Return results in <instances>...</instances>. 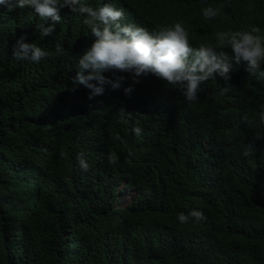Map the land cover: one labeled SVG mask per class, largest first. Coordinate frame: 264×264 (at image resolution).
<instances>
[{"label":"trees","instance_id":"16d2710c","mask_svg":"<svg viewBox=\"0 0 264 264\" xmlns=\"http://www.w3.org/2000/svg\"><path fill=\"white\" fill-rule=\"evenodd\" d=\"M85 2L112 3L124 23L149 31L182 23L193 47L215 44L221 31H264V0ZM209 5L220 16L206 20ZM60 15L42 37L36 26L51 21L0 5V264H264V64L250 75L230 48L218 49L233 65L230 79L201 84L195 102L151 74L133 85L128 73H117L127 77L121 89L105 85L90 100L71 78L95 38L84 15L67 7ZM21 36L49 55L16 60ZM128 192L135 197L121 206ZM192 210L207 220L181 224L178 213Z\"/></svg>","mask_w":264,"mask_h":264},{"label":"clouds","instance_id":"9594fccd","mask_svg":"<svg viewBox=\"0 0 264 264\" xmlns=\"http://www.w3.org/2000/svg\"><path fill=\"white\" fill-rule=\"evenodd\" d=\"M0 5L7 6L9 10L14 7L21 9L30 7L43 21H51L49 26L38 24L36 30L42 37H49L55 32V27L62 17L60 11L69 8L73 13L85 16L83 20L95 38L77 62V74L72 77L73 86L83 84L89 89V99L103 95L105 85L113 90H119L127 79L117 73H128L133 85L138 84L149 74L171 85L177 90L187 103L198 100L200 85L215 79L216 75L230 79L233 65L229 56L218 49L230 48L236 63H247L250 75H256L257 70L264 64V31L256 25L247 30H228L216 33V42L200 43L193 47L188 32L182 23L161 26L155 31H149L143 26L133 23H124L126 17L124 9L117 8L112 3H103L99 7L89 6L85 0H18L14 5L12 0H0ZM221 14V9L211 5L202 9L206 20L214 19ZM61 50V45H56ZM49 53L36 43L26 42V36H21L13 46L12 56L18 61L40 63ZM105 73H112V77ZM259 77H264V70L259 71ZM75 90V87L73 88ZM123 91L129 95L134 91L132 85L124 87ZM122 122L127 123L126 117L130 115L123 107L119 110ZM245 123L249 122L247 114L243 116ZM255 123V120L251 121ZM259 122L264 125V110L259 114ZM135 135L140 137L142 129L135 127ZM114 139L119 140L116 136ZM249 144L243 155L252 153ZM63 155V154H61ZM129 155L132 153L129 150ZM119 157L110 153L107 157L109 164H116ZM80 169L87 172L90 169L84 153L77 155ZM190 218L196 222L206 221L207 217L202 211L192 210L185 214L178 213V221L187 224Z\"/></svg>","mask_w":264,"mask_h":264},{"label":"rangeland","instance_id":"374dc122","mask_svg":"<svg viewBox=\"0 0 264 264\" xmlns=\"http://www.w3.org/2000/svg\"><path fill=\"white\" fill-rule=\"evenodd\" d=\"M135 197L133 192H128L120 198V205L125 206L128 202H130Z\"/></svg>","mask_w":264,"mask_h":264}]
</instances>
